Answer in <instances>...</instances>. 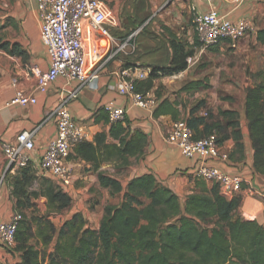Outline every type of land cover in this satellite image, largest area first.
<instances>
[{
    "label": "crops",
    "instance_id": "1",
    "mask_svg": "<svg viewBox=\"0 0 264 264\" xmlns=\"http://www.w3.org/2000/svg\"><path fill=\"white\" fill-rule=\"evenodd\" d=\"M105 6L112 8L115 16L119 19L121 27L111 28L114 37L119 40L127 35L123 24H138L136 30L142 33L138 40L136 52H119L101 70L99 77L92 86H81L79 81H67L60 77L52 83L48 91L39 93L35 78L28 71L30 66L39 65L43 70L49 68V60L46 49L42 43L40 19L37 9V0H12L13 7L9 15L10 32L1 42H8L9 49L14 52H6L0 49V223L10 220L11 216L18 212L21 207L18 204L19 195L15 192V182L21 179V169L16 167L8 168V162L4 153L3 143L15 140L21 131H34L35 149L33 154L35 161L29 164L34 180L40 185L47 179L36 178L37 166L40 156L45 152L47 145L56 135V126L53 120L43 122L45 117L53 111L61 100L69 96L78 89L77 94L72 97L68 107L74 119L83 124L88 133V141H93L99 132H108L110 124L104 121L95 122L96 113L109 102H114L116 106L127 108V121L131 130H141L148 135V143L144 152L130 158V163L126 166H118L115 162L104 163L102 170H107L109 175H113L114 167L123 173L120 180L123 191L133 177L145 173H152L164 185L177 193L184 201L186 196L194 191H199L195 174L197 159L185 157L181 150L166 141L172 124L177 119L173 113L178 111V120L187 119L191 116L194 98L196 102L202 99L199 89H192L196 83L201 82L199 77H195L192 66L187 67L173 75L161 76L153 80L152 92L158 89L161 82L171 83L179 86L183 93H187L192 99L186 103L178 94L167 92L160 93L157 99L156 109L168 110L163 113L150 114L137 106H132L125 96L119 95L109 89V84L117 82L121 78V73L126 68L136 64H149L151 67L170 66L174 56L171 41L181 43L186 49L188 45L198 44L194 17L196 14L208 12L212 9L226 16L231 21L245 19L251 25L243 41L251 38L257 41V31L264 28V0H102ZM193 23V24H192ZM123 25V26H122ZM131 30V29H130ZM247 42V41H246ZM244 42H242L243 44ZM264 46V44H261ZM196 53L197 59L206 51ZM218 53L222 54L231 49L228 42L224 41L216 46ZM237 50V49H236ZM235 50V51H236ZM234 51V52H235ZM141 84V85H140ZM141 90L147 88L140 83ZM207 85V84H206ZM190 88L188 90L185 87ZM184 88V89H183ZM21 91L28 95H35L38 99L36 104L21 106L18 104L7 105L16 92ZM188 98V96H185ZM220 98L217 100L219 107L211 109L213 118L206 119L208 125H212L218 120H226L218 115L220 110H237L239 112L240 128L242 133L241 142L244 147L242 160H229V162L212 161L211 164L231 173L240 174L243 179V188L236 194L239 195L241 203L238 213L242 219L256 220L264 225V174L255 173L253 161V148L250 142V131L245 111V97L239 106L236 99ZM168 100L171 105L166 108L161 106L163 100ZM198 99V100H197ZM205 107L209 110L210 104H215L212 99H206ZM200 114V113H199ZM198 111L194 116H200ZM218 117V118H217ZM217 118V119H216ZM228 137L221 144L225 151L231 152L236 148V140L232 136V127H227ZM204 124H200L196 130V135L204 136ZM75 168V178L83 183L90 180H97V172L91 169V164L83 160H70ZM115 167V168H116ZM84 169V172L82 170ZM87 170V171H86ZM53 180V179H51ZM58 185V184H57ZM44 187V186H42ZM86 188H84L85 190ZM12 247L4 245L0 241V264H15L18 257L10 251Z\"/></svg>",
    "mask_w": 264,
    "mask_h": 264
},
{
    "label": "trees",
    "instance_id": "2",
    "mask_svg": "<svg viewBox=\"0 0 264 264\" xmlns=\"http://www.w3.org/2000/svg\"><path fill=\"white\" fill-rule=\"evenodd\" d=\"M257 40L264 44V28L257 31ZM171 46L174 50L171 65L150 67L148 79L151 84L141 90L139 84L143 82H140L137 90L150 91L155 78L173 75L187 67V58L192 55L181 43L172 40ZM0 49L14 52L9 49V43L1 42V39ZM201 85L202 82H198L192 89L197 90ZM154 94L160 98L159 92ZM167 105L171 104L163 100L161 106L166 108ZM165 111L168 110L157 109L154 114ZM245 111L254 151L252 166L255 173L264 174V74L247 87ZM177 112L173 116L178 120ZM196 112V108L192 109L191 116L186 119L194 137L200 138L196 130L204 124V136L215 132L222 144L228 137L227 127L231 126L237 142L236 149L228 152L229 160H242L244 147L239 112L220 110L218 115L226 120V125L220 120L208 125L206 119L214 117L212 112L207 117H196ZM95 115L96 123L110 124L109 131L97 133L93 141L77 143L69 160L90 163L91 169L97 172L100 186L110 189L113 194L122 193L120 203L105 207L97 229L89 226L84 215L77 212L60 228L49 217L34 218L36 231L33 232L30 220L22 215L15 233L16 245L10 249L18 257L15 264H264V225L238 216L240 197L223 196L218 183L198 178L199 191L188 194L182 201L154 174L145 173L133 177L123 191L120 180L101 167L107 162L128 165L130 158L144 152L148 135L141 130H131L126 125L127 118L124 122H110L104 108ZM20 171L22 175L15 182V192L21 207L25 203L21 202L20 191L28 193L34 175L30 167ZM45 191L48 207L54 213L71 204V197L61 190H54L52 185ZM33 194L39 196V193Z\"/></svg>",
    "mask_w": 264,
    "mask_h": 264
},
{
    "label": "built area",
    "instance_id": "3",
    "mask_svg": "<svg viewBox=\"0 0 264 264\" xmlns=\"http://www.w3.org/2000/svg\"><path fill=\"white\" fill-rule=\"evenodd\" d=\"M37 9L41 39L49 60L47 70L37 64L28 70L36 80L39 93H46L60 77L79 81L81 86H92L101 70L119 52H134L136 49L132 39L140 30H135L125 39L114 37L111 28L118 29L121 23L112 8L106 7L102 0H37ZM194 27L202 52L224 41L228 42L231 50H235L252 28L245 19L231 21L215 9L196 14ZM196 60V54L187 58L188 64H194ZM150 72V67L132 65L122 71L120 80L109 84V89L128 98L132 106L154 114L157 106L154 92L137 90V85L147 80ZM77 91L63 98L42 122L53 120L57 132L38 158L36 178L53 179L65 193L72 190L76 176L69 156L77 143L88 138L85 126L74 119L68 107ZM37 102L35 95L18 91L7 105L27 106ZM104 109L110 122H124L127 118V108L116 106L114 102L105 104ZM200 116L207 117L208 109H203ZM166 141L177 146L185 157L197 159L196 176L218 183L223 196L229 198L242 190L244 179L240 174L211 164L217 160L229 162L228 151L222 148L215 132L195 138L186 119H180L173 122ZM3 148L8 168H26L36 159L33 154L34 131L19 132L14 141L3 143ZM21 219L22 214L15 212L10 220L0 223V241L4 245L15 243Z\"/></svg>",
    "mask_w": 264,
    "mask_h": 264
},
{
    "label": "rangeland",
    "instance_id": "4",
    "mask_svg": "<svg viewBox=\"0 0 264 264\" xmlns=\"http://www.w3.org/2000/svg\"><path fill=\"white\" fill-rule=\"evenodd\" d=\"M12 7V0H0L1 40L11 33L10 22L12 21L9 18V15L12 11ZM123 25L127 31V35H125L126 37L137 28V25L139 26L140 24ZM141 35L142 33H138L132 39L133 45L136 43V48ZM243 40L240 42L237 50L235 49L236 51L230 50L220 54L218 53L217 48L212 47L205 50L206 52L202 53L194 62L192 66L194 76L199 77L203 83L207 82V85L205 84L203 88L199 89L200 92L204 93L199 96L202 98L201 100L197 99L198 101L196 102L195 98L193 100L192 96L189 97L187 93H183L184 91H182V89L175 84V81H171V83L168 81L166 83L161 82L158 89H155L154 92L165 94L168 88L171 94H178V97H181L186 103L192 99V109L196 108L198 114H201L202 110L206 109L204 105L207 102L206 99L208 98L212 99V101L214 100L213 102L215 103L214 105L213 103L210 104L211 107L208 110V113L211 112V109L216 108L217 106L219 107L217 100L220 98H228L227 100H229V94L233 96L231 97L232 99L237 100L236 103L240 106L241 101L246 94L247 87L254 84L256 79L264 74V46L258 44L257 41L251 38L247 39V42ZM242 42L244 43L242 44ZM196 47H199V45H196ZM196 47L191 44L188 45V47L186 46L185 50L188 54L194 56L199 51V48ZM136 65L146 68L151 67L149 64ZM149 79L142 83L144 84L143 86L148 88L151 84ZM185 96H188V98ZM115 167L113 175L116 173L115 177L121 178L123 174L121 173L122 171L119 169L116 170L118 167ZM82 171L84 172L83 168L81 172ZM105 172H107V170H105ZM206 182L211 183L213 181ZM42 184L43 185H40L39 181L33 179L28 187V193L25 191L27 194L20 191V197L22 198L21 202H24L25 204H21L19 212L23 215V218L26 217L30 220L33 232L36 231V223L33 221L34 218H38L42 215L44 217H49L55 226L60 228L67 219L72 217L77 212H81L84 215L89 226L97 229L99 228L102 217L104 216L105 207L107 205L119 204L122 198L121 192L113 194L110 189L100 186L99 182L94 179H89L87 182L83 183L80 179L75 178L73 188L70 193H65L60 189L57 183L51 179H47L45 182H42ZM49 185H52L54 190H61L63 194L69 195L72 199L71 204L61 212L54 213L48 207V198L45 193V188ZM208 186L210 185L208 184ZM84 188L86 189L84 190ZM33 193H39V196L35 197ZM233 196L239 195L234 194ZM233 196L228 197L231 199ZM237 215L239 216V213H237ZM15 245L16 242L9 247L13 248ZM50 250L51 246L49 247V251Z\"/></svg>",
    "mask_w": 264,
    "mask_h": 264
}]
</instances>
